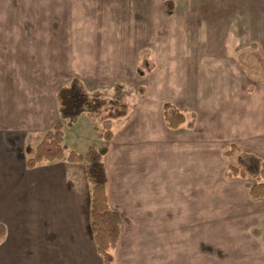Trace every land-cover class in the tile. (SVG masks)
<instances>
[{
	"label": "crops",
	"instance_id": "1",
	"mask_svg": "<svg viewBox=\"0 0 264 264\" xmlns=\"http://www.w3.org/2000/svg\"><path fill=\"white\" fill-rule=\"evenodd\" d=\"M113 2L0 0V19H50L55 30L49 44L42 41L46 48L40 47V62L47 57L55 68L40 79L41 87L33 84L38 103L27 101L30 77L9 75L0 84V155L8 152L11 163L23 137L19 131L37 133L50 124L48 113L58 99L47 85L55 81L56 87L64 74L99 91L111 83L135 88L138 100L124 102L129 111L111 121L114 138L104 157L110 206L125 220L114 264L151 227L154 242L171 251L182 243V251L197 253L191 258L198 264H205L210 243L221 264H264V199H252L253 179L227 177L231 160L225 156L236 146L264 160V0H123L118 8L124 16H138L133 30L86 32L81 39L74 20L111 18ZM149 54L154 68L144 74L140 58ZM86 59L95 62L80 63ZM167 102L185 114L178 130L166 125ZM12 114L24 117L15 124ZM68 149L88 155L75 144ZM48 165L58 168L25 166L15 175L0 166V223L7 228L0 264H103L90 230L84 166ZM35 171L39 186L28 188V194L35 192L30 212L18 187ZM163 249L158 245L156 254Z\"/></svg>",
	"mask_w": 264,
	"mask_h": 264
},
{
	"label": "rangeland",
	"instance_id": "2",
	"mask_svg": "<svg viewBox=\"0 0 264 264\" xmlns=\"http://www.w3.org/2000/svg\"><path fill=\"white\" fill-rule=\"evenodd\" d=\"M117 3H112V5L116 6L115 9H112L110 12L111 18H90V17H83L79 18L77 20H74V23H77L76 29L79 31L80 35L79 37L82 39L85 34L82 33H95L102 31H110V30H133V27L130 25L132 23H139L138 16L134 15V12H127L124 16V12L121 11V7L123 8V0H113ZM164 3L161 1V8L163 10ZM120 7V8H118ZM86 14V12H83ZM81 14V13H80ZM109 14V13H108ZM120 16H124L126 18H122ZM64 21V20H63ZM54 25V20H43V19H0V84L3 83V80H8L7 77L9 75H20L22 77H30V81L32 84H30L31 87V97L36 95L38 96V88L34 89L33 84L42 86L43 84L40 83V79L44 78L46 75V72L50 68V70H53L55 67L51 66L49 62L47 61V57L42 59L43 66L39 59V52L40 47H45V43H42L43 40L46 39V43L48 41V38L54 35L55 30H52L50 28ZM64 26V24H63ZM59 30L58 32H60ZM29 34V36H28ZM91 36L96 37L95 34H91ZM49 44V42L47 43ZM51 45V44H50ZM53 45V44H52ZM82 45V44H80ZM47 46V45H46ZM46 48V47H45ZM30 50L31 55H30ZM49 52V51H48ZM53 50L49 53L52 56ZM54 53V52H53ZM111 52L108 51V54ZM19 54H23L22 57L19 56ZM48 54V53H47ZM46 54V55H47ZM137 52L133 55L136 56ZM84 57H86V53L84 52ZM52 59H54L52 57ZM136 58H133V62ZM142 59V60H141ZM141 63L139 64L140 72L146 74L149 71H151L152 68H154V54H149V57L144 55L142 58H140ZM108 61L113 62L112 59H108ZM94 63L92 59L90 60H84L83 62L80 61V63ZM132 63V62H131ZM48 65V66H47ZM53 65V64H52ZM132 66L133 63H132ZM82 67V66H81ZM85 68V67H83ZM92 67H88L90 70ZM86 69V68H85ZM45 70V71H44ZM44 71V72H42ZM133 72V71H132ZM42 74V75H41ZM54 74V73H52ZM54 77V75H52ZM133 74V73H132ZM41 75V76H40ZM49 75H47L46 78H49ZM63 76V82L62 83H56L58 84L55 87V81H51L50 84H48V92L51 91L52 94H49L53 97L57 91L62 87L70 82V78L64 74ZM5 77V78H4ZM55 78V77H54ZM48 81V79H46ZM144 82V81H143ZM83 86L86 90V92L89 94V96L92 98L91 103V112L84 114V116L80 119L78 123L75 125L69 127L67 125V122H65L64 127V142L68 145V147L72 146V144H75V147L81 148L84 152L87 154L90 153L92 150H98L102 145L103 141L99 139V133L103 132V122L105 120H110L112 123H115L114 121L118 119L119 116L124 117V114L129 111L128 106H132L131 102L137 101L139 94L136 93L135 88H129V87H123L119 84H106L103 90H94L92 88L93 83L82 81ZM99 93V94H98ZM104 93V97H102V94ZM55 97V96H54ZM125 97V98H124ZM33 103L39 102L40 100L38 97L36 99H33V97L30 99H27ZM54 99H52L53 101ZM43 102V100H42ZM58 101H54V105L50 107L48 116H51L50 124L47 125L46 128L36 132H30V131H19L20 134L23 136L20 139L18 148L20 155L18 153L13 156L11 163H6L8 160L9 153L2 151L0 155V166L4 169L5 166H9L8 170L10 172H14L15 175L20 174L21 171L25 172L27 171L25 168V162L27 159H29L30 156H34V150L38 146V144L42 141L45 133L53 128L52 122L53 119L59 114V108L60 106L57 105ZM124 102H127L129 105H125ZM19 108V107H18ZM14 117V121L17 122L19 118H23L24 115L19 114H12ZM59 118V117H58ZM16 124V123H15ZM52 125V126H51ZM15 128V127H14ZM17 128V127H16ZM22 128V126H20ZM15 131H18L14 129ZM17 133L18 132H14ZM66 136V138H65ZM77 151V150H75ZM78 152V151H77ZM80 153H83L80 151ZM105 158H103V161ZM12 167H11V166ZM47 166V167H46ZM65 164L61 165V167H64ZM48 163H43L38 166V168H41L40 170H46V171H55L58 167H52ZM50 169V170H49ZM40 171H35L33 173H28V178H25L21 181V184L18 188L23 189L26 193V198L28 199L29 204V210H33V206L31 205V198L33 194H28V188H32L33 184L34 186L39 184V173ZM75 178V177H74ZM77 178L73 179L76 181ZM33 186V187H34ZM39 186V185H38ZM78 186V185H77ZM37 187V186H36ZM36 187H34V191L36 190ZM78 188H81V185L78 186ZM31 192V191H30ZM2 196V195H1ZM0 196V197H1ZM15 197V196H14ZM147 198L151 199L152 203L154 204V195L147 196ZM33 203V202H32ZM144 233V234H143ZM143 234L141 237V240L137 244H133L130 248L124 250L121 252V256L117 253L118 263L119 264H186L188 261L191 262L190 264H198V261L196 259H192L191 257L196 252L193 251V249L190 251H182L183 250V244L182 243H175L176 247L173 251L166 250L165 244H157L154 242V227L151 228H144ZM4 241V240H3ZM2 241V242H3ZM211 244V243H210ZM210 244H207V247H205L204 255L206 256L205 259L201 260V263L205 264H221V259L216 258V252L210 247ZM158 245L164 246V249L159 252L160 255H157V247ZM212 245V244H211ZM136 248V249H135ZM222 252H218L219 256H221ZM186 254L190 257L188 260L186 258Z\"/></svg>",
	"mask_w": 264,
	"mask_h": 264
},
{
	"label": "trees",
	"instance_id": "3",
	"mask_svg": "<svg viewBox=\"0 0 264 264\" xmlns=\"http://www.w3.org/2000/svg\"><path fill=\"white\" fill-rule=\"evenodd\" d=\"M56 96L60 106V120L45 133L34 150V156L26 160L25 166L28 170H34L45 162L61 161L84 166L90 186V230L96 251L102 258L103 264H114V252L118 247L121 226L125 220L118 211L112 209L107 193L108 174L103 158L108 155L114 138L111 121L103 122V132L99 134L103 145L98 150L91 151L87 156L75 150H69L64 142L65 122L71 127L83 114L91 112L92 98L78 78H73L69 84L62 86ZM163 115L167 127L171 130H178L186 122L184 112L169 102L163 106ZM225 156L231 160L227 177L253 179L255 184L250 192L252 199H264V160L244 153L236 146L228 148ZM6 235L5 224L0 223V243Z\"/></svg>",
	"mask_w": 264,
	"mask_h": 264
}]
</instances>
